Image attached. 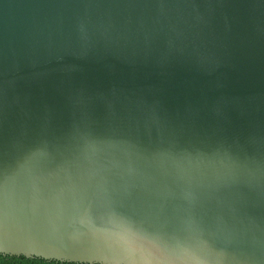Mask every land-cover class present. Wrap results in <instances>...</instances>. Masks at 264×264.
Returning a JSON list of instances; mask_svg holds the SVG:
<instances>
[{"label": "water", "instance_id": "1", "mask_svg": "<svg viewBox=\"0 0 264 264\" xmlns=\"http://www.w3.org/2000/svg\"><path fill=\"white\" fill-rule=\"evenodd\" d=\"M0 248L264 264V0H0Z\"/></svg>", "mask_w": 264, "mask_h": 264}, {"label": "clouds", "instance_id": "2", "mask_svg": "<svg viewBox=\"0 0 264 264\" xmlns=\"http://www.w3.org/2000/svg\"><path fill=\"white\" fill-rule=\"evenodd\" d=\"M70 224L79 225L98 240L110 246L122 255L138 253L150 241L131 229L128 222L110 213H89L81 209H73ZM0 264H40L37 258H29L7 252L0 248ZM117 264H143L140 260H121Z\"/></svg>", "mask_w": 264, "mask_h": 264}, {"label": "trees", "instance_id": "3", "mask_svg": "<svg viewBox=\"0 0 264 264\" xmlns=\"http://www.w3.org/2000/svg\"><path fill=\"white\" fill-rule=\"evenodd\" d=\"M40 261V264H76V263H67V262H59V261H54V260H44L41 258H37Z\"/></svg>", "mask_w": 264, "mask_h": 264}]
</instances>
